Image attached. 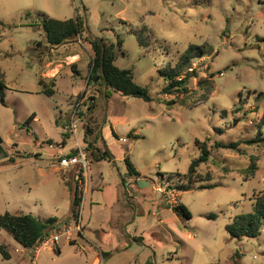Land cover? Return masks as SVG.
<instances>
[{"label": "rangeland", "instance_id": "374dc122", "mask_svg": "<svg viewBox=\"0 0 264 264\" xmlns=\"http://www.w3.org/2000/svg\"><path fill=\"white\" fill-rule=\"evenodd\" d=\"M37 15L78 18L85 30L81 38L50 52ZM87 37L121 40L114 64L130 69L134 82L146 87L152 99L144 102L117 93L97 97L94 114L101 124L115 111L126 120L116 125L118 141L109 147L118 160L96 161L86 151V172L94 187L100 173L123 176L126 170L119 159L124 156L149 183L142 189V198L157 197L152 191L155 184L186 185L184 174L200 154L194 140L213 146L207 162L193 174L192 188L180 195L190 219L180 221V233L174 232L173 237L145 211L137 227L119 230L125 238L117 242L109 229L115 226L119 207L111 211L102 203L91 210L84 206L82 218L90 222L85 225L88 241H84L93 250L96 245L108 252L101 264H134L130 260L145 254L152 264H264V223L256 238L238 241L225 230L234 215L252 210V199L264 189V143H244L264 138V0H0V70L6 84L5 106L0 105V215L73 219L66 184L77 188V182H66L64 173L52 165L59 156L52 159L49 154L64 138L68 145L82 142L80 125L86 122L94 95L85 86L93 56ZM190 45L202 47L205 55L191 60L195 76L186 80V92L162 94L169 81L161 72L172 68ZM59 52L65 56L53 62ZM55 68L59 71L54 94L39 93L37 81L47 84V73ZM209 83L213 90L206 92ZM32 113L38 121L26 124ZM78 117L81 122H76ZM69 122L77 123L74 134L64 129ZM133 130L137 136L126 137ZM106 133L100 132L99 138ZM231 142L239 143L240 152L215 148L216 143ZM211 184L216 186L198 188ZM108 189L89 190L84 197L93 193V201L108 200ZM208 215L215 219H207ZM98 220L108 233L87 229L97 226ZM65 222L54 232L61 231ZM135 235H140L138 243L131 238ZM64 239L61 236L51 249L38 244L30 250L0 230V245L8 255L4 258L0 253V264H84L93 257L92 250H85L80 242L69 245ZM118 243L126 249L116 253L112 248Z\"/></svg>", "mask_w": 264, "mask_h": 264}, {"label": "trees", "instance_id": "16d2710c", "mask_svg": "<svg viewBox=\"0 0 264 264\" xmlns=\"http://www.w3.org/2000/svg\"><path fill=\"white\" fill-rule=\"evenodd\" d=\"M29 14L25 15L27 18ZM40 22V27L45 34V40L47 45L51 48L60 46L64 43L70 42L75 38H81L83 31L85 30L84 24L78 18L57 20L48 18L45 15H37ZM37 25V24H36ZM35 25V26H36ZM31 26V25H20ZM139 45H143V40L138 33H134ZM88 43L93 52V56L88 66V75L86 78V87H91L97 94V97L107 98L110 93H117L122 97H131L141 99L144 102H150L152 99L148 94L147 88L136 84L133 80L132 72L130 69L119 68L114 62L117 58V52L121 49V40L112 42L105 38L89 40ZM205 55V50L200 46H188L186 50L178 58V61L172 68L161 72L163 76L169 81V83L163 87L161 93L166 94L173 90L180 93L186 92L185 83L190 77H194V73L191 68V60L195 58H201ZM185 72V74H183ZM181 77L179 80L176 79ZM38 86L40 87L39 93L47 96L54 94L55 79L50 78L48 83L45 84L43 80H38ZM6 84L4 81V74L0 70V105L5 106L4 92ZM206 92L213 90V83H209L208 87H205ZM94 93V94H95ZM96 97L92 95L90 97L91 103L86 110V122L83 124V143L85 144L84 150L89 152L93 160H111V154L105 146L102 148L94 147V144L99 138V127L101 120L95 116L94 111L97 107ZM206 99V98H205ZM173 103V102H170ZM32 113L28 118L26 124H29L33 118ZM80 118V117H79ZM261 125H264V115L261 118ZM2 139L0 137V144ZM247 145L264 143V138L260 139L258 136L252 140L244 142ZM195 146L200 149L199 156L190 162L186 173V185L176 186L180 192H185L192 187L193 174L196 169L205 164L210 156L213 146L206 147L204 141L194 140ZM237 142H231L228 144L216 143L215 148L236 150L238 149ZM77 150H73L72 154H75ZM254 158H250V171L255 169L253 163ZM126 176L130 178H139L138 172L134 166L130 163L128 157H124L123 160ZM163 177L162 175H160ZM264 186V178H263ZM216 184L208 186H200L199 189L213 188ZM70 194V208L69 213L71 218H76L79 214L80 206V193L77 188L67 184ZM252 210L247 213H240L230 218L229 222L225 225V230L231 239L241 240V238H256L260 235L263 223H264V189L252 199ZM181 220L190 219L188 210L181 204L178 207L172 209ZM207 219L214 220V215H208ZM57 219L55 217H48L46 219H37L28 214H10L4 212L0 215V230H4L9 233L23 248L33 250L38 246L44 236L49 232L55 231L58 228ZM0 253L4 258H8V255L3 251V247L0 245Z\"/></svg>", "mask_w": 264, "mask_h": 264}, {"label": "crops", "instance_id": "0c3cea01", "mask_svg": "<svg viewBox=\"0 0 264 264\" xmlns=\"http://www.w3.org/2000/svg\"><path fill=\"white\" fill-rule=\"evenodd\" d=\"M94 40V39H93ZM61 46V45H60ZM90 47V46H89ZM91 49V47H90ZM50 52H55L56 49L53 47L49 50ZM65 56L64 52H59L56 53V55H54V57L56 58L55 60H53V62L55 61H62L61 59ZM77 57V55L73 56H69L67 58H75ZM65 58V59H67ZM79 59H77L76 62H78ZM115 63V62H114ZM51 66V65H50ZM59 71L58 68H55L53 70H51L49 73H47L49 75V77L47 78H52L54 77L55 79V86L57 85V72ZM46 77H43V79H45ZM38 82V81H37ZM53 88V90H54ZM40 91V90H39ZM38 91V92H39ZM85 91V87L83 88V90L80 92V94ZM90 91H92V93H95L93 91V89L90 87ZM88 91V92H90ZM55 92V90H54ZM94 96L97 98V94L95 93ZM161 96H159L158 99H161ZM34 114V118L31 121L32 123L37 122L38 118L36 116L35 113ZM150 117V116H148ZM126 120V117L124 116V114H117V112H112L111 114H108V116L106 117V119L102 122L101 126L99 127V133L103 131L107 132L103 139L101 140V138H98V140L96 141V143L94 144V146L96 148H102L103 146H105L107 148V150L110 152L111 149H109V147L111 146V144H113L114 142L118 141V134L116 132V125L118 123H124ZM80 120V118L78 117L76 119V122H78ZM67 126H64V129L67 131V133H71L72 134V129L71 127V123ZM77 123H75V129L77 128ZM82 128V125H80ZM74 129V131H75ZM137 131L133 130L132 133H128L126 134V137H129L131 135L137 136L136 135ZM101 140V141H100ZM123 140V139H121ZM81 143H78V141L75 142V144L73 145H68L66 138L62 139L60 141V143L57 145L56 147V151L53 153L49 154V157L55 158L61 155H69L72 154L73 150H77V149H82L84 150V143H83V128H82V137H81ZM85 151V150H84ZM86 152V151H85ZM111 154V160L110 162L113 163L114 161L118 160L117 158H115L112 153ZM124 160V156L120 157L119 161H123ZM57 161V160H56ZM52 164V163H51ZM54 168L57 167L56 162L52 164ZM135 170L137 171V169L135 168ZM138 172V171H137ZM79 171L77 169V167H69L67 168V170L65 171V173L62 175L64 176V179L66 180V182L68 181H72L73 183H76L78 181V179L83 183L82 188H81V192H80V206H79V216H80V229L81 231L79 232V234H77V232H73L70 239L73 240L71 243H69L67 240L64 239L65 244H69V245H75L77 242H80L85 250H92L93 253V257L89 260L87 258V260H84V264H101L102 262V258L104 256L108 255V252L103 251L102 249L104 248H100L96 245H94V250L91 249L90 246L87 245L86 241H88V239L86 240V233H85V225H90L89 220L87 218H85L83 220L82 218V214H83V208L84 206L87 205L88 209L91 210L92 207L95 206H100V203H102L104 206H108L109 210H113V208L117 205L119 208L116 209L115 211V226L110 227L109 230H111V232H113V234L115 235V237L117 238V242L121 241V239L123 240V238H125L124 236L121 235L120 231L122 229V227L127 231L130 228H134L137 227L136 222L137 220H142L143 215L145 213V211L147 213H150V215L152 217L155 218L156 220V224H158L163 230H165L166 232H169L171 234V236H175L174 232L176 233V235L179 232L178 230V226L179 223L181 221V219L176 216L175 213H172V215L174 214L175 216H167L164 215L162 216V214H164L166 211L167 212H173L172 210L164 207V205L162 204V201L160 199V197H153V198H142V192L145 187L147 186H143V187H138L137 185H134L133 182L139 180V179H144L147 182V179L141 175L139 172V178H130L128 176H126V171H124L123 176L122 175H115L113 173V175H109V176H104L102 173L99 174V176L97 177V182H96V186L94 187L92 185V177L88 175V173L86 172L84 177H82L83 175H79ZM66 176V178H65ZM122 176V177H121ZM90 178V179H89ZM120 178V179H119ZM67 185V184H66ZM104 187H108V194H109V199L108 200H104L99 198L100 202L97 201H93V199H91V197L93 196V193H90L89 197L86 199L84 196L86 194H89V190H93V189H97V191H100V189L104 188ZM93 192V191H92ZM100 193H103V191H100ZM183 193V192H181ZM181 195V194H180ZM103 201V202H101ZM127 202V204H125L124 202ZM146 201H148V203H146ZM107 203V204H106ZM121 204H123L121 206ZM156 204V205H154ZM180 204L183 205L181 203V197H180ZM184 206V205H183ZM185 207V206H184ZM149 209L151 211H149ZM149 215V214H148ZM132 216V217H131ZM70 217V216H69ZM56 218V217H55ZM68 218V217H67ZM46 219V218H44ZM57 219V223L60 224L64 223L65 219L60 221L58 218ZM189 220V219H188ZM72 221V219H69V221L65 222L66 225H70V222ZM119 221L121 223V225L119 224ZM98 223V225H97ZM95 227H91V228H87L88 230L95 231L98 230V228L100 229V231L102 233H108V230H105L101 227V222L100 220H98L96 222ZM175 225V228H174ZM111 226V225H110ZM169 226H172L173 228H170ZM120 227V228H119ZM61 228V227H60ZM136 230V228L134 229ZM188 238L192 239L193 237L191 235L187 236ZM132 239H135V243H138L139 239H140V235H135L134 237L131 236ZM86 240V241H84ZM121 244V243H120ZM118 243L117 246L113 247L112 249L114 250V252L119 253L122 250H125L126 248L121 246ZM58 248V247H57ZM99 252V253H98ZM57 253H59V248L57 249ZM171 258H173V256H170ZM134 264H152V259L150 257V255H144L143 258H133L132 260ZM164 262H161V264H163ZM130 264V262H129Z\"/></svg>", "mask_w": 264, "mask_h": 264}, {"label": "built area", "instance_id": "2783aa9c", "mask_svg": "<svg viewBox=\"0 0 264 264\" xmlns=\"http://www.w3.org/2000/svg\"><path fill=\"white\" fill-rule=\"evenodd\" d=\"M189 70H192L190 68ZM179 80V79H178ZM72 134H74L75 123H71ZM57 170L65 173L69 167H77L79 175L84 177L86 169L88 166V156L86 152L82 149H77L75 154L61 155L57 158L56 165ZM164 182V181H163ZM160 182V184H155L152 186V191L160 197L162 204L172 210L179 206L180 204V194L181 192L174 186L166 182ZM83 183L78 179L77 189L81 190ZM80 231V216L77 215L76 218H73L70 222V225H65L62 227L61 231L58 232H49L48 235L44 236L40 241V246L51 247L59 241L61 236H64L68 240L73 232Z\"/></svg>", "mask_w": 264, "mask_h": 264}, {"label": "water", "instance_id": "95a60500", "mask_svg": "<svg viewBox=\"0 0 264 264\" xmlns=\"http://www.w3.org/2000/svg\"><path fill=\"white\" fill-rule=\"evenodd\" d=\"M133 184L137 185L140 188L143 187V186H148L149 185V183L146 182L144 179H139V180L133 182Z\"/></svg>", "mask_w": 264, "mask_h": 264}, {"label": "bare ground", "instance_id": "6f19581e", "mask_svg": "<svg viewBox=\"0 0 264 264\" xmlns=\"http://www.w3.org/2000/svg\"><path fill=\"white\" fill-rule=\"evenodd\" d=\"M74 57V56H73ZM73 59V58H72Z\"/></svg>", "mask_w": 264, "mask_h": 264}]
</instances>
